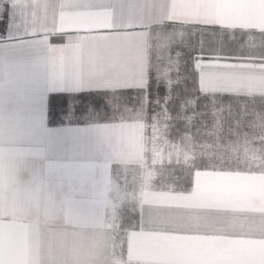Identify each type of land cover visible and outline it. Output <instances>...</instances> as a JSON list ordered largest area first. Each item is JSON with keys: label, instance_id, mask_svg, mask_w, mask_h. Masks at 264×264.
I'll return each instance as SVG.
<instances>
[{"label": "crops", "instance_id": "1", "mask_svg": "<svg viewBox=\"0 0 264 264\" xmlns=\"http://www.w3.org/2000/svg\"><path fill=\"white\" fill-rule=\"evenodd\" d=\"M0 264H264V0H2Z\"/></svg>", "mask_w": 264, "mask_h": 264}, {"label": "rangeland", "instance_id": "2", "mask_svg": "<svg viewBox=\"0 0 264 264\" xmlns=\"http://www.w3.org/2000/svg\"><path fill=\"white\" fill-rule=\"evenodd\" d=\"M2 2V0H0V3Z\"/></svg>", "mask_w": 264, "mask_h": 264}]
</instances>
